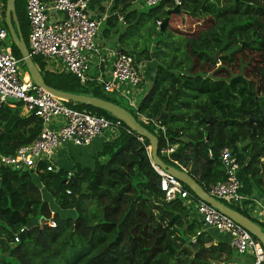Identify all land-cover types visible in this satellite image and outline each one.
<instances>
[{
  "label": "trees",
  "instance_id": "obj_1",
  "mask_svg": "<svg viewBox=\"0 0 264 264\" xmlns=\"http://www.w3.org/2000/svg\"><path fill=\"white\" fill-rule=\"evenodd\" d=\"M134 1L111 0L101 31L114 34L120 25L131 29L133 39L118 36L127 46L122 50H136L135 61L137 56L154 62L152 82L136 109L123 105L122 97L102 95L97 82L81 83L68 72L44 70V60L33 57L45 84L124 107L157 136L159 157L179 167L160 153L166 143L175 146L170 158L187 168L190 161L188 174L205 190L225 179L219 152L229 148L262 194L264 126H248L247 120L264 111V0H179V15L189 17V26L202 27L177 36L168 25L163 30L156 25L168 18L175 7L172 0L146 11L133 7ZM15 11L26 43L24 0H15ZM206 16L211 18L202 21ZM143 36L149 47L137 45ZM11 52L20 59L12 44ZM63 102L113 118L90 106ZM40 130V119L21 114V103H0V156H13ZM204 147L210 155L203 153ZM93 160L91 167L74 161L69 170L57 167L38 174L0 163V264H237L241 256L227 237L203 229L182 199L165 201L146 140L123 126L116 137L102 142ZM229 206L264 229L247 212ZM33 218L37 225L15 242Z\"/></svg>",
  "mask_w": 264,
  "mask_h": 264
},
{
  "label": "built area",
  "instance_id": "obj_2",
  "mask_svg": "<svg viewBox=\"0 0 264 264\" xmlns=\"http://www.w3.org/2000/svg\"><path fill=\"white\" fill-rule=\"evenodd\" d=\"M92 0H24L25 15L28 22L27 49L31 58L40 57L59 59L66 72L76 76L81 83L89 81L101 84L106 94L122 97L127 104L136 109V93L141 83V74L134 56L121 49L109 50L112 63L107 73L99 70L94 77L89 75L90 56L99 50L95 40L104 18H92L88 7ZM105 1V0H99ZM111 1V0H109ZM143 5L156 6L163 0H141ZM178 6L179 0H172ZM118 20L123 22V16ZM156 25H161L160 21ZM8 32L0 28V41ZM8 47V46H7ZM0 50V103L13 100L21 103V114L34 115L41 121L38 136L30 143L20 146L13 156H0V163L14 170H32L38 174L57 169V152L66 145L76 147L89 145L96 137L104 134L105 140H111L119 134L123 124L117 119H110L85 110L68 107L63 100L35 86L32 81L19 72L21 60L11 50ZM100 66V61L98 62ZM11 106H14L10 104ZM144 123L148 120L141 116ZM159 128L164 132L163 126ZM176 147L166 143L160 153L177 164L170 155ZM210 155V151H207ZM219 160L224 170L225 179L210 183L206 191L214 198L225 201L227 205L237 206L244 196L241 194L238 171L240 164L236 155L227 147L219 152ZM160 175V189L165 201L182 199L188 209H192L203 229L214 230L228 239L232 250L248 259L249 264H264L262 245L244 228L215 208L193 197L184 185L173 176L152 164ZM264 201V192L261 195ZM254 208L251 217L264 225V204L252 200ZM193 207V208H192ZM22 229H20L21 231ZM15 242L19 241L17 235ZM195 239L192 238V241Z\"/></svg>",
  "mask_w": 264,
  "mask_h": 264
},
{
  "label": "water",
  "instance_id": "obj_3",
  "mask_svg": "<svg viewBox=\"0 0 264 264\" xmlns=\"http://www.w3.org/2000/svg\"><path fill=\"white\" fill-rule=\"evenodd\" d=\"M181 10L178 6H175L168 11L167 15L177 14L179 15ZM4 22L7 28V32L11 41V44L17 49L20 55V60L23 63L26 73L32 83L38 88L43 89L49 94L68 102L78 103L85 106H90L103 112L107 113L114 119L122 122V124L128 129L129 132L133 133L140 139H144L148 142L149 146V157L151 163L164 171L165 173L173 176L176 180L186 186L199 200L207 203L208 205L215 208L218 212L231 219L233 222L244 228L250 233L259 243L262 245L264 250V229L261 225L257 224L250 217L244 215L237 209L230 207L224 202L212 197L188 172L181 168L175 167L165 163L158 155V139L157 136L148 131L138 119L130 113L124 107L113 103L112 101L85 94H76L67 91H62L50 87L45 84L43 76L40 73L38 67L34 64L32 58L29 55L27 45L24 41L22 33L20 31L17 15L15 11V0H6ZM168 25V18L164 19L161 23V30ZM253 123L261 124L264 126V111H261V117L258 118L254 115L250 116L247 120L248 126ZM203 153L207 154V149L204 147ZM37 225V219L33 218L29 220L25 227L17 234L19 240H24L27 231Z\"/></svg>",
  "mask_w": 264,
  "mask_h": 264
},
{
  "label": "crops",
  "instance_id": "obj_4",
  "mask_svg": "<svg viewBox=\"0 0 264 264\" xmlns=\"http://www.w3.org/2000/svg\"><path fill=\"white\" fill-rule=\"evenodd\" d=\"M50 2V0H49ZM111 1L105 0V1H99V0H92L91 3L89 4L88 7V13L92 18H105L108 17V4H110ZM134 2H132V6L135 8H138L133 5ZM2 7H3V0H0V18L3 17L2 14ZM141 8V6L139 7ZM5 12V10H4ZM4 18V17H3ZM1 20V19H0ZM123 23V22H122ZM103 27L106 25V21L102 22ZM101 24V25H102ZM109 35V36H108ZM110 33H98L96 36V46L99 50L98 56L97 55H91L90 56V69H89V75L91 77H94L97 73V71L101 70L104 73H107L110 70L111 63H112V55L110 54L109 50H117V49H127L125 44H121L120 40L116 37L115 41L113 44H109V41L111 39ZM110 37V38H109ZM7 49L11 50V47L8 46ZM130 53V52H129ZM100 61V66L98 65V62ZM136 64L137 68L141 74V83L139 85V88L136 93V100L138 102L139 98L143 96L145 92H147L148 88L150 87V84L152 82V75H153V68H154V62L153 61H146L142 58L139 59V57L136 56ZM26 74V73H25ZM24 74V75H25ZM28 78V75L26 74L25 78ZM102 142H98V148L97 150H94L96 148V144L94 143L91 145H86V147H75L72 145H66L62 147L60 150L57 152V167H63V169H68L72 166V163L74 160L71 158V154L69 155L68 151L70 148H74L75 150L73 151L75 156L82 161V163H90V158L92 157L98 150ZM77 163L81 164L80 162L76 161ZM190 162V161H189ZM179 167H182L183 169L190 170L191 168H187V166L183 167V165L179 164L177 162ZM93 165V162H92ZM91 165V166H92ZM81 166H83L81 164ZM89 166V167H91ZM84 167V166H83ZM238 178L240 180V192L244 196V199L237 205L239 209H241L244 212H247L249 215H251V210L254 208V203L252 200L256 198V191H258L255 187L253 182L244 175V172L242 170V167L240 166V169L238 171ZM261 194V193H259ZM262 195V194H261ZM253 206H252V205ZM193 208V207H192ZM196 218L195 212L191 209V214L190 217ZM197 219V218H196ZM258 221V220H257ZM259 222V221H258ZM248 261V259H245ZM249 264V261H248Z\"/></svg>",
  "mask_w": 264,
  "mask_h": 264
},
{
  "label": "rangeland",
  "instance_id": "obj_5",
  "mask_svg": "<svg viewBox=\"0 0 264 264\" xmlns=\"http://www.w3.org/2000/svg\"><path fill=\"white\" fill-rule=\"evenodd\" d=\"M46 3H49V0H45ZM134 6L136 7H140V10L141 11H146L148 9H150L151 7H154V6H146V5H143L142 1L141 0H137V1H134L133 3ZM121 15V14H119ZM211 17L210 16H206L205 18H203L202 21H206V20H209ZM0 28H4L6 31H7V28L6 25H5V22H4V18H0ZM168 20H169V24H168V28L171 29L173 32V34L175 36H177L178 34H183V35H189V31H193L195 30H199L202 26L201 25H191L189 26V17H184V16H181V15H175V16H168ZM202 23V22H201ZM103 28V24L101 25L100 27V30H99V33L101 32V29ZM175 28L177 29V31L175 30ZM181 30V31H180ZM176 33V34H175ZM26 34V33H25ZM121 34H125V37L126 38H131L133 39V36H132V30L131 29H128V28H125L124 25H120L118 30L114 33V34H111L110 37V41H109V44H113L116 37L118 38L119 35ZM146 35V33H145ZM26 36V35H25ZM109 36V35H108ZM137 36V35H136ZM109 37V38H110ZM144 38L143 39H140L138 44L139 47L142 45V44H145L147 47L150 46L151 42H148L147 39H146V36H143ZM26 38V44H28V37H25ZM131 46H133V43L130 42L129 43ZM7 46H10L11 47V41H10V38H9V35L7 34L6 38L2 41H0V50L1 51H4V48L7 47ZM128 52H130L134 57L136 55V50H132L130 49ZM44 62H45V65H44V70H50V71H59L60 73L61 72H64L66 73V66L57 58H52V59H49V58H46L44 59ZM19 68V72L21 73V75H24L25 72H24V69L23 67L21 66V63L20 65L18 66ZM27 74V73H26ZM25 77V75H24ZM100 93L102 95H105V96H108L110 94H106L103 90H100ZM116 96V95H115ZM109 97H112V96H109ZM119 97V96H117ZM124 102H123V105H126L128 102H126L125 99H122ZM70 108H73V109H76L74 106H68ZM105 136L104 134H102V136H99V137H96L92 142H91V145H93L94 143H97L96 144V148L94 150H97L98 148V142H103L105 139ZM102 144V143H101ZM76 147V146H75ZM83 147H86V146H83ZM79 148V147H78ZM100 148V147H99ZM75 149L74 148H70L68 153L69 155L71 154V158L76 162H80L83 166H91L92 165V162L94 163V160H93V156L92 157H89L90 158V163H82V161H80L74 154V151ZM77 163V162H76ZM79 164V163H78ZM81 164H79L81 166ZM189 165V168L192 167V163L189 162L188 163ZM256 200H259L262 202V204H264V201L261 199V194H259V191H256ZM225 202V201H224ZM226 203V202H225ZM252 205V204H251ZM253 206V205H252ZM255 220H257L256 217H253ZM262 224V223H261ZM235 262L237 264H248V261L245 260L243 257H237Z\"/></svg>",
  "mask_w": 264,
  "mask_h": 264
},
{
  "label": "clouds",
  "instance_id": "obj_6",
  "mask_svg": "<svg viewBox=\"0 0 264 264\" xmlns=\"http://www.w3.org/2000/svg\"><path fill=\"white\" fill-rule=\"evenodd\" d=\"M161 26V25H160ZM182 168V167H181Z\"/></svg>",
  "mask_w": 264,
  "mask_h": 264
}]
</instances>
